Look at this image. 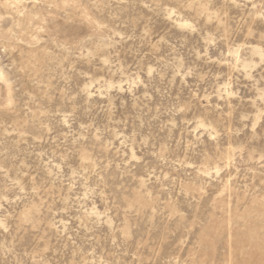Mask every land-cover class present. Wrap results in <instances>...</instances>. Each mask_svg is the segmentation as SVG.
Masks as SVG:
<instances>
[{
    "label": "rangeland",
    "instance_id": "obj_1",
    "mask_svg": "<svg viewBox=\"0 0 264 264\" xmlns=\"http://www.w3.org/2000/svg\"><path fill=\"white\" fill-rule=\"evenodd\" d=\"M0 264H264V0H0Z\"/></svg>",
    "mask_w": 264,
    "mask_h": 264
}]
</instances>
